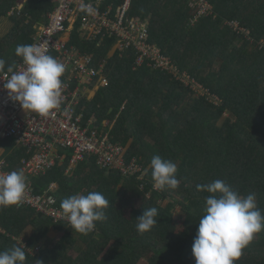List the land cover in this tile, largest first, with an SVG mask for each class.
I'll use <instances>...</instances> for the list:
<instances>
[{
	"label": "trees",
	"instance_id": "16d2710c",
	"mask_svg": "<svg viewBox=\"0 0 264 264\" xmlns=\"http://www.w3.org/2000/svg\"><path fill=\"white\" fill-rule=\"evenodd\" d=\"M17 1L0 0V20ZM206 1L213 10L202 17L193 0L131 1L128 18L148 25L150 43L175 73L134 69L132 50L113 49L109 34L81 36L76 26L68 47L92 56L96 70L105 62L108 80L92 99L83 90L96 79L75 85L85 119L111 127L125 158L141 160L145 181L123 180L94 158L71 173L64 161L34 179L35 192L57 183L58 206L92 218L96 232L55 224L0 193V264H264V0ZM124 3L103 0L102 8L114 5L115 15ZM54 7L28 0L10 16L0 74L25 60ZM54 60L50 53L34 87L48 80ZM7 155L18 169L25 153ZM52 230L61 236L51 238Z\"/></svg>",
	"mask_w": 264,
	"mask_h": 264
},
{
	"label": "built area",
	"instance_id": "2783aa9c",
	"mask_svg": "<svg viewBox=\"0 0 264 264\" xmlns=\"http://www.w3.org/2000/svg\"><path fill=\"white\" fill-rule=\"evenodd\" d=\"M51 1L54 10L37 27L32 50L15 70L0 75V193L2 198L13 197L18 208L32 209L55 224L96 231L92 219L78 211L59 208L57 184L36 193L34 179L62 163L65 155L61 151L66 150L71 151L67 173L89 158H94L101 169L118 173L123 180L137 178L144 182L145 170L139 159L125 158L124 148L113 140L111 127L106 130L97 126L95 117L85 119L80 89L75 85L88 87L95 79L93 87L106 85L105 62L96 70L93 57L69 48L64 36L73 32L80 21L81 36L102 39L103 34H109L116 39L115 50H132L137 55L134 69L175 71L172 61L150 43L148 25L128 18L130 0H125L115 15L114 5L102 8L103 0ZM193 2L200 9L199 17L211 15L208 1ZM50 53L55 54L50 77L34 87ZM183 77V83L189 85L190 79ZM83 91L86 95L87 91ZM15 150L25 153L18 169L10 168L8 162V152ZM145 186L142 184L141 190ZM159 188L160 182L154 190Z\"/></svg>",
	"mask_w": 264,
	"mask_h": 264
},
{
	"label": "crops",
	"instance_id": "0c3cea01",
	"mask_svg": "<svg viewBox=\"0 0 264 264\" xmlns=\"http://www.w3.org/2000/svg\"><path fill=\"white\" fill-rule=\"evenodd\" d=\"M28 0H18L16 7H14L8 14V17H2L0 20V26L3 25V27H0V42L9 34L11 31L12 27L14 26L13 20L9 19L10 16H14V14L17 12V15H20V11L26 6ZM42 25V24H41ZM81 25V22L77 21L76 26ZM40 26V25H39ZM72 32L67 33V35L64 36V40L69 42L71 38ZM92 94V98H93ZM91 98V99H92ZM52 233H55L54 230L50 231L49 235ZM51 237V236H50Z\"/></svg>",
	"mask_w": 264,
	"mask_h": 264
},
{
	"label": "rangeland",
	"instance_id": "374dc122",
	"mask_svg": "<svg viewBox=\"0 0 264 264\" xmlns=\"http://www.w3.org/2000/svg\"><path fill=\"white\" fill-rule=\"evenodd\" d=\"M131 1L132 0H130V5H131ZM213 10V9H212ZM194 23H195V21H194ZM238 26L237 24H235V23H233L232 24V26ZM0 27H3V25H1ZM37 27H39V25H37ZM37 27H36V29H37ZM115 47H113V49H114ZM112 49V50H113ZM96 90H97V85H95L93 88H91L88 92H87V94H86V97H87V99H91L92 98V94L94 95L95 94V92H96ZM194 90L196 91V92H198L199 94H201V90H200V88L199 87H195L194 86ZM163 205H167V202H165V203H163ZM180 215V210H179V208L177 209V211H176V213H175V217H178ZM51 238H59L60 236H61V233L60 232H57V231H55V233H52L51 235ZM229 252H230V250H227V253L229 254ZM141 264H145V263H141Z\"/></svg>",
	"mask_w": 264,
	"mask_h": 264
},
{
	"label": "clouds",
	"instance_id": "9594fccd",
	"mask_svg": "<svg viewBox=\"0 0 264 264\" xmlns=\"http://www.w3.org/2000/svg\"><path fill=\"white\" fill-rule=\"evenodd\" d=\"M53 10H54V9H53ZM0 75H1V74H0ZM106 123H107V122H106ZM118 145H119V144H118ZM4 146H5V147H9V146H6V145H4ZM120 146H121V145H120ZM122 147H123V146H122ZM123 148H124V147H123ZM124 150H125V148H124ZM61 154H62V155H65V156H64L65 158L63 159L62 162L68 160V163H70L71 151H70V150L61 151ZM125 154H126V151H125ZM69 155H70V156H69ZM68 157H69V158H68ZM137 159H138V158H137ZM139 160H140V159H139ZM140 161H141V160H140ZM81 163H82V162H81ZM78 165H79V164H78ZM78 165H77V166H78ZM77 166H76V167H77ZM76 167H75V168H76ZM98 167H99V166H98ZM75 168H74V169H75ZM99 168H100V167H99ZM68 169H69V167H68ZM68 169H67V170H68ZM74 169H73V170H74ZM100 169H101V168H100ZM67 170H66V171H67ZM73 170H72V171H73ZM103 170H104V169H103ZM72 171H71V172H72ZM106 171H107V170H106ZM71 172H70V173H71ZM108 172H109V171H108ZM46 173H47V172H46ZM46 173H45V174H46ZM45 174H44V175H45ZM41 176H42V175H41ZM39 177H40V176H39ZM51 184H52V183H51ZM51 184H50V185H51ZM55 184H57V183H55ZM50 185H49V186H50ZM49 186H48V187H49ZM57 186H58V185H57ZM48 187H47V188H48ZM58 187H59V186H58ZM47 188H46V189H47ZM46 189H44V191H45ZM57 190H58V188H57ZM57 190H56V191H57ZM44 191H42V192H44ZM56 191H55V193H56ZM42 192H36V193H42ZM55 196H56V195H55ZM56 198H57V197H56ZM57 201H58V200H57ZM15 202H16V201H15ZM16 204H17V203H16ZM59 208H60V207H59ZM60 209H62V208H60ZM62 210H75V209H62ZM75 211H78V210H75ZM78 212H79V211H78ZM79 213H80V212H79ZM37 214H38V213H37ZM80 214H81V213H80ZM40 215H41V214H40ZM81 215H83V214H81ZM42 216H43V215H42ZM83 216H85V215H83ZM43 217H44V216H43ZM85 217H87V216H85ZM45 218H46V217H45ZM88 218H89V217H88ZM90 219H92V218H90ZM92 220H93V219H92ZM93 222H94V220H93ZM61 224H62V223H61ZM94 224H95V222H94ZM62 225H64V224H62ZM64 226H65V225H64ZM95 226H96V224H95ZM65 227H66V226H65ZM66 228H68V227H66ZM75 229H76V228H75ZM82 230H83V229H82ZM96 230H97V228H96ZM84 231L96 232V231H91V230H84ZM20 242H21V239H20Z\"/></svg>",
	"mask_w": 264,
	"mask_h": 264
}]
</instances>
